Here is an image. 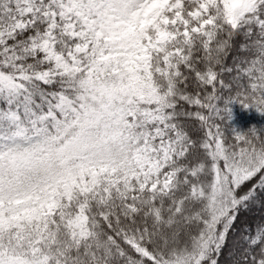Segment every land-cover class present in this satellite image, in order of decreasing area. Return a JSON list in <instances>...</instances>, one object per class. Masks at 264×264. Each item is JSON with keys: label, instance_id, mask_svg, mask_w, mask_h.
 <instances>
[{"label": "snow or ice", "instance_id": "1", "mask_svg": "<svg viewBox=\"0 0 264 264\" xmlns=\"http://www.w3.org/2000/svg\"><path fill=\"white\" fill-rule=\"evenodd\" d=\"M233 102L264 114V0H0V264H264Z\"/></svg>", "mask_w": 264, "mask_h": 264}, {"label": "trees", "instance_id": "2", "mask_svg": "<svg viewBox=\"0 0 264 264\" xmlns=\"http://www.w3.org/2000/svg\"><path fill=\"white\" fill-rule=\"evenodd\" d=\"M233 113V118L230 121L231 125L234 126L237 130H247L253 125H255L257 128H260L264 126V114H261L257 112L253 108L245 109L242 105L233 102L230 105ZM264 211V209H261L259 207L252 209L251 212L242 213L240 217V221L238 223H242L246 219H250L252 215L258 214L259 212ZM227 251L228 249H225V259L227 258Z\"/></svg>", "mask_w": 264, "mask_h": 264}]
</instances>
